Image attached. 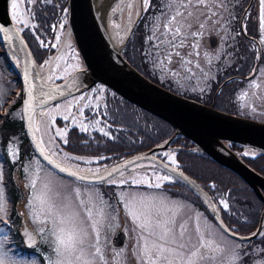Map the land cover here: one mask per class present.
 Returning a JSON list of instances; mask_svg holds the SVG:
<instances>
[{"label":"rangeland","instance_id":"obj_1","mask_svg":"<svg viewBox=\"0 0 264 264\" xmlns=\"http://www.w3.org/2000/svg\"><path fill=\"white\" fill-rule=\"evenodd\" d=\"M163 1L166 3V8L163 13H156L149 22L148 32L149 37L152 39L150 40L148 50L152 54V59L155 62L156 67L160 69L161 79L163 76L170 80H175L181 91L184 90L190 92L189 94L198 95V92H200L202 95V92H208L212 86L216 70L238 62L231 55L232 46L234 45L233 39L226 40L228 32H230V29L233 27L231 22V17L233 19L232 6L237 2H235V0H214L215 4L222 3L223 8L210 6L202 9L201 12L208 13V16L196 13L199 15V20L203 22L204 27L197 29V27L193 25L189 31L198 30L201 34L195 38L189 36L185 41L186 47L179 49L182 55L185 53H191V55H184L185 59H190L192 61V64L188 65V68H190L191 71H186L184 68H180L179 65H169L166 61L164 67L160 66V61L163 60L164 57L159 55L160 48L156 46L160 44V41L157 40L156 37L160 36L161 32L164 31L163 25L166 23L167 18H170L168 6L173 3V0ZM248 1L250 0H247V2ZM130 2H134L135 4V7L131 10L127 7V4ZM250 4V8L242 17L241 27L243 26L244 34L247 37L249 36L245 28L247 20L255 22L257 33L256 41L258 40L259 42L258 49L252 40L249 42L254 45L255 50L253 51L257 60L258 51L261 49L264 51V30L260 27L262 5L261 0H251ZM117 6H119V10L113 12L112 9ZM27 10L25 2V4L18 5L16 11L17 13H26ZM142 10H144L142 0H116L110 7L107 18V28L114 45L121 51H123L125 44L129 41L131 37V28L136 19L141 15ZM179 10L181 12L184 11L183 8H180ZM191 10L192 9H189V11ZM130 12L131 24H129ZM213 12L217 13V15L213 16ZM66 13L67 10L65 9L63 15L66 17L62 20L64 24L60 28H56L53 36V48L50 47L54 53L50 52L45 59H43L42 64L37 65L40 77L48 83H54L82 66L80 59L75 60V53L70 52L68 48V46H70L74 51H77L66 23ZM166 14H168L167 17ZM157 17H159V20L156 19ZM15 18L18 23L25 21L24 15L22 17L15 15ZM22 24L24 25V23ZM58 24L61 25V19H59ZM116 25H119V27H116ZM126 26L127 28H130V31L126 30ZM157 28L160 30L157 31ZM208 37H213L215 39L209 44L207 41ZM167 38L168 37H164V39ZM190 44H197L198 47H189L188 45ZM0 50L1 52L4 51L1 43ZM66 52L67 56L72 59L68 62L64 59ZM197 52L199 55H196ZM177 59V57H173V60ZM197 64L200 65L199 68L196 67ZM3 67L4 66H0V114L4 115L7 113L10 117L13 115V112H11L9 106L14 102L19 90L15 85L13 75H9L7 73L8 71ZM174 72L178 74L174 75ZM227 80L228 78L223 82L225 83ZM241 84L242 85L237 89L238 93L235 95V99L237 98L236 102L239 103L234 110H230L231 114L264 123L263 60L256 66L252 75L243 78ZM114 95L113 92L107 90L103 86H93L86 92L69 97L34 113L32 119L34 132L44 151L57 163H60L69 169L85 173L100 172L111 166L113 163L126 158V153L132 148L131 144L123 143V141L130 140V134L126 133V130L124 133L121 126L115 123L119 121L121 125L126 123L128 126L135 123V127L140 129L141 127L147 126V121H143L137 117L131 110L121 104L119 100L113 99L115 98ZM81 97H83V99H81ZM81 111L83 112V115H81ZM16 113L20 114V107L16 110ZM65 116H68L69 119H63ZM73 119H75V123H73ZM97 120L101 121L100 124H96ZM82 123L88 125V131L85 132L81 130L80 126ZM101 127H103L105 131H108L110 135L104 136L103 133L98 131ZM58 129H67V135L64 137L67 140H70V136L68 138V131L70 130L73 134L79 133L84 136V138L79 139L80 143L92 141L95 144L97 141H100L102 144L105 141L112 142L114 137V139L121 144H124V146L119 147L116 152L111 151L109 153L108 151L102 150L99 155L94 156L73 153L70 149L65 148L66 143H64V138L56 135ZM94 135H96L98 139H94ZM19 141L20 139L17 133H10L6 139L4 148H2L0 144V173L3 175V180L0 181V187L4 188L7 200V165L5 164L7 162H5L6 159L4 155H6L10 163H16L13 164L14 166L10 169V175L12 182L20 190L21 209H19V213L27 212L25 207L26 203L31 199L34 193L39 194L43 191L45 185L51 187L53 191L58 189L62 195L68 196L74 205L78 204L80 200H84L85 203L89 205L98 204V200L106 201L108 206L105 207V213L110 214L113 219L105 220L104 227L101 230L100 239L106 257V261L102 262V264H140L138 258L133 255V250L137 248V239L140 233L138 229L136 231L133 230L135 225L132 224L125 209V202L129 196L148 198L145 200V203L149 205L152 203V197H158L165 200L167 207L170 208L172 212L177 213V220L181 223H185L188 233L192 236L194 241L197 235V230H199L200 233L205 234L214 233L217 240H220L221 237H225L229 242H234V246H239L236 250L240 252L242 256H247L246 258H243V264H264V251H262L264 248H261L258 244H251V250L247 253L246 244L234 240L224 234L215 224L209 212H207L208 214L204 213L199 208L197 209L196 205L191 201L183 198L187 196V191H185L183 186L179 185L176 181L177 179L173 175L150 162H139L129 167L125 171L112 177L111 180L102 182L103 186H100L99 184H87L56 173L30 152L27 157L22 158L26 153L24 154L20 151L18 147ZM19 144L21 145L20 142ZM169 145L167 148L157 151L155 155L164 162L176 166V161L173 163L168 159V156L174 157L178 147L177 145ZM188 150L194 153H200L196 148H189ZM12 152H15L16 155H11ZM235 152L237 156L249 158L254 157L258 153V150L241 147ZM166 153L168 155H165ZM162 176H169L170 179L168 181L157 179V177ZM33 180L36 182L35 189L30 186ZM113 181L115 183H113ZM121 181H124V183H120ZM156 183H160L161 187L156 188L151 186ZM202 203L208 211V205L203 201ZM219 206L221 208L223 207L220 203ZM7 207H9L8 204ZM168 214L170 215L171 213ZM6 218L5 223H7L8 219ZM27 220L32 229H37L35 233L37 234L38 239H40L36 251L40 252V248H43L42 246L46 245V249L44 250L45 253L38 254L43 260L42 263H39L38 261L40 260L29 261L17 257H14V259L18 264H47V257L51 255V249L49 248L47 241L41 239L42 234L38 231L40 225L33 223L31 218H27ZM0 228H4L3 231H0V237H3L6 234L8 236L7 227L0 225ZM116 228H119L124 232L125 241L122 247L113 249L109 242L111 235ZM7 241L5 242L6 244H8ZM5 248L7 249V247ZM120 250L124 251V257L116 256L115 260H113L115 252ZM205 264H207V262H205Z\"/></svg>","mask_w":264,"mask_h":264},{"label":"water","instance_id":"obj_2","mask_svg":"<svg viewBox=\"0 0 264 264\" xmlns=\"http://www.w3.org/2000/svg\"><path fill=\"white\" fill-rule=\"evenodd\" d=\"M115 1L67 0V26L82 66L58 82L48 83L37 72L24 39L10 19V0H0V26L6 29L0 33V43L20 81L21 120L35 155L56 173L87 184L106 182L139 162H150L173 175L199 196L208 205V212L224 234L237 241H251L257 238L259 235L254 233L264 225V177L248 167L227 145L236 144L264 152V123L221 112L212 105H203L175 94L143 77L123 59L121 50L110 38L107 18ZM250 2L251 0L241 17L249 8ZM214 39L210 37L208 43ZM96 84L104 86L125 101L167 123L173 130L171 136L160 145L127 157L97 173L79 172L54 161L38 142L32 124L34 113L86 92ZM25 101H29V104L26 105ZM175 137L188 140L201 154L234 173L263 204L257 226L252 233L245 236L226 233L225 229L228 228L220 219L208 194L184 173L155 156L157 151L167 148ZM60 168L69 169L77 175L69 176L60 171ZM26 230L33 231L22 222L20 235L23 243L26 247H32L37 242V236L34 233L33 240L29 241L23 235ZM124 240V233L117 229L111 235L110 244L113 248H119Z\"/></svg>","mask_w":264,"mask_h":264},{"label":"snow or ice","instance_id":"obj_3","mask_svg":"<svg viewBox=\"0 0 264 264\" xmlns=\"http://www.w3.org/2000/svg\"><path fill=\"white\" fill-rule=\"evenodd\" d=\"M26 2L35 3L36 0H26ZM261 5L260 27L264 30V0H261ZM142 6L144 10H147V7L150 6V0H142ZM210 6L223 8L222 3L215 4L214 0H178V2L173 0V3L168 6L170 18H167L166 23L163 25L164 31L156 37L160 41V44L156 46L160 48L159 55L164 57L160 61L161 67H164L166 61L169 65H179L180 68L191 71L188 65H191L192 61L184 58V55H191V53L182 55L179 49L186 47L185 41L189 36L195 38L201 34L198 30L189 31V29L193 25L197 29L204 27L203 22L199 20V15L196 13L208 16V13L201 12V10ZM127 7L130 10L133 9L135 7L134 2L128 3ZM17 8V0H13L14 15L22 17L24 13H17ZM180 8H183L184 11L181 12ZM189 9L192 10L189 11ZM118 10L119 6L112 9L113 12ZM212 15L215 16L217 13L213 12ZM156 19L159 20V17ZM23 23L25 27H29L26 21H23ZM129 24H131V12L129 13ZM116 27H119V25H116ZM126 30L130 31V28L126 26ZM159 30L157 28V31ZM5 31L6 29L0 26V33ZM164 37L168 38L164 39ZM151 39L149 37V40ZM40 44L44 46L45 41L40 40ZM188 46L198 47L197 44ZM147 55H151V53ZM196 55H199V53L197 52ZM174 56L178 59L173 60ZM196 67L199 68L200 65L197 64ZM173 74L177 75L178 73L174 72ZM28 94L31 96L30 91ZM25 104L28 105L29 101H25ZM81 115H83L82 111ZM63 119L68 120L69 117L65 116ZM100 122L97 120L96 124H100ZM73 123H75V119H73ZM80 127L82 131H88L87 124L82 123ZM98 131L103 133L104 136L110 135L103 127L99 128ZM56 135L62 138L66 137L67 129H58ZM67 142V139L64 138V143ZM11 155L15 156L16 153L12 152ZM168 159L175 163L174 157L168 156ZM60 171L66 172L69 176L77 175L76 172L66 168H60ZM80 179H84V177H80ZM157 179L168 181L170 177L162 176L157 177ZM2 180L3 175L0 173V181ZM113 183L115 182L113 181ZM120 183H124V181ZM30 186L35 189L36 182L33 180ZM151 186L160 188L161 184L156 183ZM147 199L129 196L125 202L127 215L132 224L135 225L133 230L138 229L140 233L137 239V248L133 250V255L138 258L140 264H205V262L207 264H243L241 253L236 250L239 246H234V242H229L225 237L217 240L214 233L205 234L200 233L199 230H197L194 241L188 233L185 223L177 220V213L172 212L167 207L165 200L152 197V203L149 205L145 203ZM219 203L222 204L224 209L229 208L227 201L222 199ZM7 204L8 200L4 188L0 187V225H4L10 230V225L5 223V218L8 217ZM106 206H108L107 202L103 200H98V204L92 205L80 200L78 204L74 205L71 199L66 195H62L58 189L53 191L51 187L45 185L43 191L39 194L34 193L26 203L27 212H21L19 215L26 219L31 218L33 223L40 225L38 231L42 234L41 239L46 240L51 249V255L47 257V264H102L106 261V257L100 239L101 230L104 227L105 220L113 219L110 214L105 213ZM3 230L4 228H0V231ZM36 231L37 229L32 232L26 230L23 235L29 241H32ZM225 232L235 235L229 229H225ZM254 235L264 236V228L259 229ZM7 239V234L0 237V264H18L9 255V250L5 248ZM124 255L123 250L117 251L113 256V260L116 256L123 258Z\"/></svg>","mask_w":264,"mask_h":264},{"label":"trees","instance_id":"obj_4","mask_svg":"<svg viewBox=\"0 0 264 264\" xmlns=\"http://www.w3.org/2000/svg\"><path fill=\"white\" fill-rule=\"evenodd\" d=\"M235 2L237 3L232 6L234 17V20L232 21L233 27L230 29L231 35L230 32H228L226 40L233 39L234 45L232 46L231 55L238 62L216 70L212 86L208 92H202V95L200 92H198V95L189 94L190 92L184 90L181 91L178 87L177 81L175 80H170L163 76L161 79L160 69L156 67L155 62L152 59V54L147 55L150 53L148 50V46H150L148 26L150 20L159 10L160 0H150V6H148L147 10L144 11L133 33L131 34L130 41L125 45L123 51L121 52L122 57L133 68L155 84L173 93L193 99L205 105L213 103V108L231 113L230 110H234L239 103L236 102L237 98L235 99V95L238 93L237 89L242 85L241 82L243 81V78L250 74L253 65L256 62V55L253 51L255 50L254 45L250 43L249 40L244 38V36L239 32L238 27V17L246 5L247 0H235ZM245 28L250 37L257 38L255 22L247 20ZM27 45L33 58V49L29 44ZM37 56L38 59L45 57L44 54H37ZM262 60L264 61V51L261 49L260 62ZM0 66H4L3 68L8 71L7 73L9 75H13L15 85L19 90L14 102L9 106L13 115L9 117L7 113L4 115L0 114V144L2 148H4L8 135L10 133H17L20 139L19 142L21 143L20 145L18 142V147L22 153H26V155L22 158L27 157L29 152L36 156L25 136L21 116L19 113H16V110L20 107V81L12 69L7 56L3 51L1 52V50ZM227 78H230V80L225 82L217 91L219 85ZM114 97L115 98L113 99L119 100L121 104L131 110L137 117L143 121H147V126L141 127L140 129L135 127V123H132L129 126L126 123L121 125L119 121L115 123L121 126L123 132L126 130L125 132L130 134V140L123 141V143L131 144L132 148L126 153V158L163 143L172 134V128L164 121L135 107L116 95H114ZM69 136L70 140H67L68 142L66 143L65 148L70 149L71 152L77 154H88V156H94L99 155L102 150L108 151L109 153L111 151L116 152L119 147L124 146V144H121L119 141L114 139V137L112 142L105 141L101 144L100 141H97L94 144L92 141L80 143L79 139L84 138V136L79 133L73 134L70 130L68 131V138ZM93 138L98 139L96 135H94ZM170 144L171 146L177 145L178 147L174 156L176 161L175 167L192 179L208 194L210 199L213 201L224 225L237 235L245 236L252 233L257 226L258 217L263 208V204L256 199L250 188L234 173L218 165L207 156L188 150L189 148L194 149L193 145L188 140L182 137H176L172 140V142H170ZM229 147L234 152L241 148V146L236 144H230ZM4 157L6 159L5 162H7L5 163L7 165V192L11 217L16 213L14 204L20 199V190L12 182L10 175V169L14 166L13 164L16 163H10L6 155H4ZM240 158H242V161L253 171L264 177V152L258 151L254 157ZM177 182L180 186L185 188V191H187V196L183 198L191 201L194 205H196L197 209L199 208L204 213H207L208 211L203 205L201 199L185 184L179 181ZM222 199L227 201L229 204L228 209H224L219 206V201ZM14 233L21 243L17 228L14 229ZM243 244H246L247 253L251 250V244H258L261 248H264V236L259 235L251 241L243 242ZM43 248H46V245L43 246ZM244 257L246 258L247 256H242V258ZM37 259L40 260L38 261L39 263H42L43 258L40 255Z\"/></svg>","mask_w":264,"mask_h":264},{"label":"flooded vegetation","instance_id":"obj_5","mask_svg":"<svg viewBox=\"0 0 264 264\" xmlns=\"http://www.w3.org/2000/svg\"><path fill=\"white\" fill-rule=\"evenodd\" d=\"M13 0H10L9 7H8V12L10 19L16 29L18 30L19 27V33L24 39L26 45L29 44L30 47L33 49L34 56H33V63L36 67V70L38 72L37 65L42 64L43 59L52 51V42L54 39V33L56 28H60L64 22L62 21L65 19V9L67 6V0H36L35 3H27L26 0H17V4L20 6V4H25L26 2V7H27V12L24 13L25 21L29 23V27H25L22 23H18L15 15L13 13ZM12 3V5H11ZM166 8V3L163 0H160V6L157 14H162L164 9ZM67 14V13H66ZM62 16V17H61ZM20 17V16H19ZM59 19H61V25L58 24ZM234 20V17L232 19L231 17V22ZM67 23V22H66ZM35 26V27H33ZM39 37V39H37ZM40 40L45 41V45L42 46L40 44ZM48 44V45H47ZM69 45V44H68ZM51 46V47H50ZM49 47V48H48ZM53 48V47H52ZM70 52H74L75 54V60L79 59L77 51H74L70 46H68ZM67 48V49H68ZM31 54V53H30ZM38 55L44 54L45 57L39 58ZM65 61H70V59L67 56V52L64 55ZM80 68V67H79ZM63 79V78H61ZM61 79L57 80L56 82L60 81ZM83 143V142H82ZM9 207V214H8V219H7V224L10 225V230L7 228L8 231V241L5 247L9 250V255L17 258H23V260H33L35 261L37 259V251H36V246L31 247V248H25L22 239L19 235V230L22 226V222L25 223L26 226L31 228L29 226L28 220L25 217H21L19 215V209L20 203L19 201H16L14 204V209H15V215L10 217V204L8 203ZM10 217V219H9ZM17 228L19 239L21 243L19 242L18 238L16 237V234L14 233V229ZM32 229V228H31ZM34 230V229H33ZM40 251H43V248H40Z\"/></svg>","mask_w":264,"mask_h":264},{"label":"bare ground","instance_id":"obj_6","mask_svg":"<svg viewBox=\"0 0 264 264\" xmlns=\"http://www.w3.org/2000/svg\"><path fill=\"white\" fill-rule=\"evenodd\" d=\"M102 13H104V11H103ZM166 90H167V89H166ZM169 144H170V143H169ZM229 145H230V144H228L227 146H228V148L230 149ZM230 150H231V149H230ZM233 152H234V151H233ZM234 153H235V152H234ZM235 154H236V153H235ZM236 155H237V154H236ZM155 156H156V155H155ZM156 157H157V156H156ZM239 157H240V156H239ZM159 159H160V158H159ZM162 161H163V160H162ZM163 162H164V161H163ZM165 163H166V162H165ZM126 169H128V168H126ZM126 169H125V170H126ZM125 170H123V171H125Z\"/></svg>","mask_w":264,"mask_h":264}]
</instances>
